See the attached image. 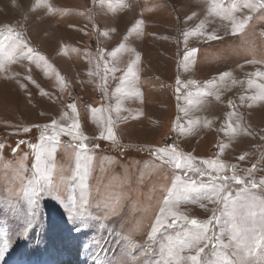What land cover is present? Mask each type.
I'll list each match as a JSON object with an SVG mask.
<instances>
[{
  "label": "rangeland",
  "instance_id": "1",
  "mask_svg": "<svg viewBox=\"0 0 264 264\" xmlns=\"http://www.w3.org/2000/svg\"><path fill=\"white\" fill-rule=\"evenodd\" d=\"M246 2L0 0V248L10 245L0 264H192L187 257L198 248L200 264H264V186L249 183L237 199L244 186L228 180L234 206L212 203L203 199L210 176L170 162L174 148L201 171L264 179V100H252L264 91L257 75L264 73V10ZM246 16L234 34L233 23ZM193 29L199 34L185 38ZM190 49L197 51L186 61ZM137 53L135 77L122 86ZM109 119L115 141L100 137ZM76 123L81 139L68 134ZM32 145L45 149L39 162ZM203 160L225 168L216 173ZM41 188L54 190L33 197ZM30 198L38 199L40 219L25 238ZM61 200L82 220L69 221ZM161 208L163 226L150 237ZM169 209L189 220L215 215L213 239L162 253L169 236L197 230L185 220L168 227Z\"/></svg>",
  "mask_w": 264,
  "mask_h": 264
},
{
  "label": "snow or ice",
  "instance_id": "2",
  "mask_svg": "<svg viewBox=\"0 0 264 264\" xmlns=\"http://www.w3.org/2000/svg\"><path fill=\"white\" fill-rule=\"evenodd\" d=\"M243 6L246 8H249L253 12H256L258 10H264V0H247V2ZM213 10H215V8ZM235 10H236L235 8L232 9V11H235ZM190 18L191 17H187V19H190ZM250 19H251L250 16H246L243 18V20L239 21L238 23L234 22L232 25L233 33L235 34L237 32L243 31L246 24L249 22ZM136 23L139 24V23H141V21H137ZM8 31L9 32L12 31L11 27L8 28ZM197 34H199L198 29H193L190 32L184 33L185 38H187L189 35H197ZM16 35L18 36L19 34L17 33ZM105 35H107L106 32H105ZM208 39H219V37L215 36V35H209ZM17 47H19V46H17ZM25 47H26V45H25ZM120 47H123V45H120ZM196 51H197L196 49L188 50L185 53V60L186 61L189 60ZM15 52H16V48L14 47L11 52L7 53L6 58L8 60H12V57L15 54ZM32 52H33V49L28 47L27 53L29 55L27 56V58L29 60L32 59V56L30 55ZM20 55L21 56L25 55L23 50H21ZM139 59H140V55H139V53H137L135 59L132 60L130 62V64L128 65L127 72L125 73L124 77L121 78V85L122 86L125 85V82L128 79V77H133V78L135 77V72H134L133 68H134V65H136L138 63ZM3 62H4V60H3V45L0 44V67H3ZM228 75H229L228 72L222 73V74H220V78L223 79V77L228 76ZM257 75H264V73H257ZM29 79H31L30 76H29ZM190 83L194 84L195 81H190ZM207 83L211 84L212 81H208ZM116 92L121 93L123 95H127V96H139L140 95L139 90L135 89L134 87H129V88L118 87L116 89ZM217 99H219V97H217ZM257 99L264 100V91H262L259 96L252 97V100H257ZM69 107L72 109L73 112L76 111V105L75 104L69 105ZM92 111L96 112V111H98V109H93ZM117 111H119V106L117 107ZM52 123L55 124V121H53ZM108 123H109V127L107 128V135H105L104 132H101L100 137L107 139V140L115 141L116 137L113 133V128H112L113 121L111 119H109ZM189 123H191V121ZM45 127H48V126H45ZM79 127H80V125L78 123H76V124H73V126L71 128H69L68 134L71 135L73 137V139H81L83 137V133L76 131L77 129H79ZM28 130H29L28 128L23 129V131H28ZM43 139H44V137L42 136L41 140H43ZM48 139L49 140H55L56 137L55 136H49ZM19 143H23V141H20ZM32 147L34 149H36V160H37V162H39L41 160L43 154H44L45 149L43 148V145H41L40 147H37L36 145H32ZM78 147L80 149H86L87 145L84 143H81L78 145ZM0 148H3L2 144H0ZM221 150H223V146H221ZM158 151L164 152V153L167 152V150H165V149H159ZM172 152H174L175 155L173 156L172 161H170V162H173L176 168L187 167L191 170L200 172V174L202 176L208 175L211 177L212 183L207 185V191L205 192L203 199L211 201L212 203H216L217 200H221L226 205L231 202L234 206L235 201H231V193H229L227 191V189H228L227 181L228 180L235 181L237 184L244 186L243 188H240L237 190V193H236L237 199H239L241 197L242 193L249 192V188H248L249 183L251 184V188H253V189L258 188L260 186H264V179H261L259 184H257L253 181L246 182L245 180L241 179L238 175H235V174L232 175L231 177H228V176L213 175L212 172L207 171V170L201 171V169L195 168L193 166V163H192L193 158L188 157V156H182V154L176 153L174 148L172 149ZM244 158H245V155H243V154L239 157L240 160H243ZM203 164H205L208 169H212L216 173L223 171L225 168L224 163L217 161V160H203ZM77 167L78 168L80 167L79 156L77 158ZM233 168H234V166H233ZM254 168H255V165H253V169ZM248 171L250 172L251 170H248ZM53 190L54 189L50 190L49 188H41L40 191H34L33 192V197H39L42 193H48L49 195H51V192ZM53 198H55V197H53ZM253 199H255V197H253ZM59 203L61 204L62 207L65 208V212L68 216L69 221H72L73 223H75V221L77 219L82 220V215L81 216L74 215L72 209L69 206L65 205L62 200L59 201ZM164 203H165V205H167L169 203V201L166 200ZM29 204L31 205V211L29 212V219L27 221V226L25 227V229L22 233V235L25 238L27 237L28 231L33 227V222L34 221L39 222V219H40V212L38 210L39 209L38 199L30 198ZM261 205L264 206V200H261ZM204 206H205L204 204H201V207H204ZM214 211L215 210H213V212ZM160 212H161V215L157 216L155 224L153 225V227L151 229L150 237H155V235L159 232L160 228L163 226L164 219H165V217H164L165 208H161ZM168 213L170 215H172L173 217H175L172 224H169L168 227H173V225L176 223V220H185L188 223H190L191 225L195 226V228L197 230L192 231V232L185 230V232L182 234L178 233L175 239H173L171 236H169L167 238V240H168L167 245H162V247H161L162 253H163L165 247L167 248L169 255H171L177 249L182 251L184 248H193L203 240L211 241L213 239V236L209 235V232H210L209 225L212 223L213 219H218L217 217H215V215L210 217L207 221H198L197 219H194V218L189 220L188 217L177 214L175 212H172L170 209L168 210ZM81 227H83V223H81ZM231 228H232L233 232L238 230V226L236 224L231 225ZM77 230L79 231V229H77ZM221 230L223 231V227ZM261 239H264V235L261 236ZM9 247H10V245H9L8 241L5 240L4 246L2 248H0V261L3 260V258H4ZM225 247H227V245H225ZM237 247H239V245H237ZM203 251H204L203 248H198L197 254L189 256V257H187V259L190 260L192 262V264H200L199 257H200V253ZM165 264H168V262L165 261Z\"/></svg>",
  "mask_w": 264,
  "mask_h": 264
},
{
  "label": "bare ground",
  "instance_id": "3",
  "mask_svg": "<svg viewBox=\"0 0 264 264\" xmlns=\"http://www.w3.org/2000/svg\"><path fill=\"white\" fill-rule=\"evenodd\" d=\"M68 250L70 251V252H74V254H76L77 253V255H78V257H81V256H83L82 255V251L80 252V251H78V250H75V251H73V247L70 245V246H68ZM49 262V261H48ZM48 262H47V264H48ZM45 264H46V262H45ZM49 264H58V263H54V262H49ZM90 264H92V263H90Z\"/></svg>",
  "mask_w": 264,
  "mask_h": 264
}]
</instances>
